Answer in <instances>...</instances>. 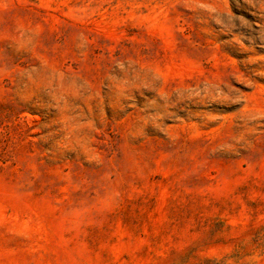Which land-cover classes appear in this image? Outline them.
<instances>
[{
	"label": "rangeland",
	"instance_id": "1",
	"mask_svg": "<svg viewBox=\"0 0 264 264\" xmlns=\"http://www.w3.org/2000/svg\"><path fill=\"white\" fill-rule=\"evenodd\" d=\"M0 264H264V0H0Z\"/></svg>",
	"mask_w": 264,
	"mask_h": 264
}]
</instances>
